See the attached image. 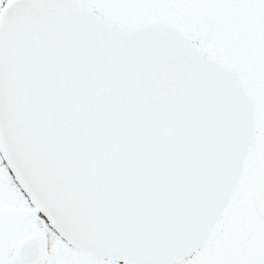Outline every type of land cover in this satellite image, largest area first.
Returning a JSON list of instances; mask_svg holds the SVG:
<instances>
[{"label":"snow or ice","instance_id":"1","mask_svg":"<svg viewBox=\"0 0 264 264\" xmlns=\"http://www.w3.org/2000/svg\"><path fill=\"white\" fill-rule=\"evenodd\" d=\"M0 264H264V0H0Z\"/></svg>","mask_w":264,"mask_h":264}]
</instances>
